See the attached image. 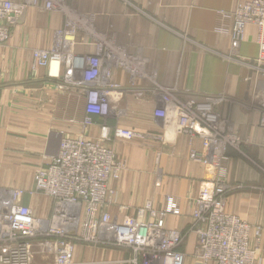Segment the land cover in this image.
<instances>
[{
    "label": "crops",
    "instance_id": "obj_1",
    "mask_svg": "<svg viewBox=\"0 0 264 264\" xmlns=\"http://www.w3.org/2000/svg\"><path fill=\"white\" fill-rule=\"evenodd\" d=\"M38 1L27 2L0 52V192L5 193L0 198L22 190L20 203L36 217L49 218L53 200L33 191L36 170L58 153L63 138L98 139L107 124L138 134L132 141L111 143L125 164L110 182L111 217L122 222L147 202L160 210L166 197H173L180 215L168 216L166 228L185 231L193 221L195 199L202 189L212 188L216 171L191 160L192 151L205 155L203 140L180 133V110L162 97L165 92L225 95L229 101L219 112L239 139V150L230 147L226 153L232 192L225 210L261 228L255 264H264V127L259 99L264 64H257L256 27H247L240 56L230 58L233 12L248 0H60L65 10H48L46 0ZM68 19L78 25L71 51L102 59L109 90L106 117L94 116L90 126L84 125L86 95L60 87L62 77L50 78L47 69H34L33 52L53 49ZM157 110H165L166 117L156 116ZM196 241L191 233L180 248L187 264H199L193 258ZM129 256L124 248L79 243L74 264H127ZM35 264L53 263L38 256Z\"/></svg>",
    "mask_w": 264,
    "mask_h": 264
},
{
    "label": "built area",
    "instance_id": "obj_2",
    "mask_svg": "<svg viewBox=\"0 0 264 264\" xmlns=\"http://www.w3.org/2000/svg\"><path fill=\"white\" fill-rule=\"evenodd\" d=\"M28 1L34 5L39 2ZM27 2L15 5L10 0L0 1V52L12 37L14 22L24 15ZM45 8L65 10V3L46 0ZM249 25L257 29V64L262 65L264 0H249L235 9L230 58L240 56ZM77 28V23L68 19L53 49L35 50L34 69H47L50 78L62 77L60 87H74L86 95L84 125L90 126L94 116L106 117L109 90L103 81L102 59L80 57L71 51ZM54 62L59 65L57 75L52 74ZM60 70H63L62 75ZM1 76L0 70V80ZM259 99L260 126L264 127V91L259 92ZM162 101L173 102L179 108L180 133L203 140L205 155L192 151L191 160L211 165L216 171L212 188L202 189L194 201L189 228L185 231L166 228L168 216L180 215V207L173 197H166L160 210L147 202L122 222L111 217L108 211L113 193L110 182L125 167L117 159L111 143L118 139L132 141L138 134L103 124L98 139L84 135L63 138L58 153L45 167L36 170L33 191L53 200L49 218L36 217L30 207L20 203L22 190L0 198V264H35L38 256L52 260L53 264H74L79 243L127 249L130 252L127 264H187L188 256L180 248L191 233L197 236L193 258L199 264L256 263L261 228H253L225 210L232 192L227 183L226 153L230 147L239 150L237 135L219 112L228 98L165 92ZM155 115L165 118L166 111L157 110Z\"/></svg>",
    "mask_w": 264,
    "mask_h": 264
},
{
    "label": "rangeland",
    "instance_id": "obj_3",
    "mask_svg": "<svg viewBox=\"0 0 264 264\" xmlns=\"http://www.w3.org/2000/svg\"><path fill=\"white\" fill-rule=\"evenodd\" d=\"M248 1H249V0H248ZM245 2H247V1H245ZM245 2H242V3H240V4H243V3H245ZM240 4H238V5H240ZM238 5H237V7H238ZM237 7H236V8H237ZM234 11H235V10H234ZM233 15H234V12H233ZM33 183H34V177H33ZM0 193H1L2 195H5V193L3 194V192H0ZM12 194H13V193H12ZM12 194H11V195H12ZM11 195H10V196H11Z\"/></svg>",
    "mask_w": 264,
    "mask_h": 264
},
{
    "label": "bare ground",
    "instance_id": "obj_4",
    "mask_svg": "<svg viewBox=\"0 0 264 264\" xmlns=\"http://www.w3.org/2000/svg\"><path fill=\"white\" fill-rule=\"evenodd\" d=\"M257 42V41H256ZM54 63H58V62H54ZM53 63V65H54ZM58 70H59V65H58ZM52 74H53V66H52ZM54 75V74H53ZM57 75V74H56Z\"/></svg>",
    "mask_w": 264,
    "mask_h": 264
}]
</instances>
